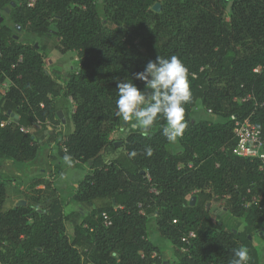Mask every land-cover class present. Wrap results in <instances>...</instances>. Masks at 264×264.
Listing matches in <instances>:
<instances>
[{
  "label": "trees",
  "instance_id": "16d2710c",
  "mask_svg": "<svg viewBox=\"0 0 264 264\" xmlns=\"http://www.w3.org/2000/svg\"><path fill=\"white\" fill-rule=\"evenodd\" d=\"M4 8L0 86L10 87L0 95V160L32 163L46 147L33 130L48 123L57 156L88 164L71 198L90 210L71 226L51 180L30 178L41 187V204L0 208V264H230L241 246L249 264H261L253 237L264 239V162L232 153L230 116L259 125L264 146V0H101L100 9L98 0H0ZM16 26L53 37L50 49L60 54H76L65 83L48 71L47 48L23 42ZM172 55L187 67L193 93L178 149L162 134L164 121L144 132L116 109L117 82L131 79L143 89L134 74ZM197 106L216 119L194 120ZM64 110L71 111V131L56 141ZM5 188L0 179V204ZM213 202L241 221L238 230L210 212ZM151 218L159 239L174 249L171 263L150 240Z\"/></svg>",
  "mask_w": 264,
  "mask_h": 264
},
{
  "label": "rangeland",
  "instance_id": "374dc122",
  "mask_svg": "<svg viewBox=\"0 0 264 264\" xmlns=\"http://www.w3.org/2000/svg\"><path fill=\"white\" fill-rule=\"evenodd\" d=\"M228 1V0H227ZM31 3L32 0H21V3ZM101 0H98V6L100 9ZM11 5H14L12 3ZM8 8L0 9V19L2 22L8 24ZM19 38L28 44L40 43V42H48L49 47H52L55 39L51 36L46 37L47 39L37 37L35 35H30L24 33L20 30L15 32ZM70 57L75 58L76 54L74 52H69L67 54H60L58 52L54 53L49 58L51 60H64L67 65H71V72H75L77 68V60H70ZM48 58V54H47ZM48 67V66H47ZM50 69L49 67L47 68ZM50 72V70H49ZM69 76H71L69 74ZM71 114V111H64V118L67 120V124L62 126L61 123L54 130L56 138H64L69 128L71 129L70 120L67 119ZM192 118L196 121L199 120H209L204 108L201 106H197L193 110ZM123 127H127V123H122ZM123 137L122 132H118L115 138V146L118 147L121 144V138ZM176 149L179 148V143H171ZM82 163L72 162L68 159L61 158L57 156V147L53 143L51 145L44 147L37 158L28 165H22L18 163L12 164L8 161L0 160V179L5 185L6 196L3 198L0 208L3 211L11 209L17 205L19 201L24 202L26 205L27 202L34 203L35 206L41 204L42 194L38 193L37 190L41 189V187L34 188L31 186V183H28V180L33 177L42 176L46 180H51L53 188L56 190L57 195L61 196V200L64 204L65 212L69 213L70 209H74V206L77 204L71 198V194L74 191V186L72 184L78 183L79 179L83 177L84 172L80 169L79 166ZM84 169H87V167ZM87 172V171H86ZM16 178H19L16 180ZM70 180V181H69ZM78 180V181H77ZM40 194V195H39ZM39 197V198H37ZM37 199V200H36ZM36 200V201H35ZM210 212L221 222L224 220L225 215H227V211L223 208L218 207L216 203H212L208 207ZM75 211V210H74ZM222 223V222H221ZM227 223V220H226ZM154 220L151 218L148 223V233L150 236V240L159 247L160 257L164 261L172 262L174 257V249L171 248L168 244L163 242L154 230ZM229 227L238 229V225L235 223H227ZM72 226V224H70ZM74 226V225H73ZM261 231H264V226H262ZM262 236V235H261ZM260 235L256 236L255 244L262 250L263 259L261 264H264V239Z\"/></svg>",
  "mask_w": 264,
  "mask_h": 264
},
{
  "label": "clouds",
  "instance_id": "9594fccd",
  "mask_svg": "<svg viewBox=\"0 0 264 264\" xmlns=\"http://www.w3.org/2000/svg\"><path fill=\"white\" fill-rule=\"evenodd\" d=\"M188 76L187 67L176 55L157 56L142 72L134 74L135 80L143 82V89L131 79L117 82V115L125 121H134L132 127L144 132L151 131L162 120L164 137L170 143H178L188 127L185 105L193 100ZM250 259L247 247L241 246L232 250L230 264H249Z\"/></svg>",
  "mask_w": 264,
  "mask_h": 264
},
{
  "label": "crops",
  "instance_id": "0c3cea01",
  "mask_svg": "<svg viewBox=\"0 0 264 264\" xmlns=\"http://www.w3.org/2000/svg\"><path fill=\"white\" fill-rule=\"evenodd\" d=\"M42 38L47 39L46 37H42ZM35 45H37V46L39 45L40 47L47 48L46 49V52L48 54L47 66L50 68L49 70L50 71L55 70V74L58 75L59 81L62 82V83H65L70 78L69 74L71 75V71H70L71 70V65H67V63L64 60H61V59L60 60H58V59L57 60H51L49 57L52 56L57 51L54 50V49H50L48 42L35 43ZM72 58L73 57H70V60H72ZM73 59L75 60V58H73ZM9 87H10L9 81H5L0 86V95L5 94V92L8 90ZM64 111H68V110H64ZM64 111H61V118L64 121L63 122L62 119H61V125L62 126L67 124V120H66V118H64ZM67 119L70 120V115L68 116ZM51 131H52V127L48 123H45L43 126L35 128V130H33V134H32L33 139L36 142H44L46 144V146H49V145H51V142L48 141V138H49V135H50ZM70 131H71V129L69 128V131H68L67 135L70 133ZM58 139L59 138H57L56 141ZM77 167H79L80 169H82L84 171V172H82L84 175L86 174V171H88V164L87 163H84V164L82 163V164H80ZM84 167L85 168L87 167V169H84ZM82 178L79 179V182L82 180ZM72 185L75 188L77 183H74ZM72 194H71V196H72ZM60 198H62V197L60 196ZM89 210H90L89 206L87 204H85V203H80V204H77L76 206H74V209H70V211H69V214L71 215L70 216V223L72 225H74V226L81 224L82 216L84 215V213L86 211H89ZM224 218H225L224 220H221V222L224 224V226H226L228 228H231V227H229V224H227V223H232L233 222V223L237 224L238 227L240 228L241 221L239 219L230 216L229 213H227V215H225ZM226 220H227V223H226ZM262 226H264V223L260 226V228ZM231 229H234V228H231ZM238 229H234V230H238ZM260 236H261V234H260ZM255 240H256V236L253 237L254 245H256V246L261 245V244H255Z\"/></svg>",
  "mask_w": 264,
  "mask_h": 264
},
{
  "label": "built area",
  "instance_id": "2783aa9c",
  "mask_svg": "<svg viewBox=\"0 0 264 264\" xmlns=\"http://www.w3.org/2000/svg\"><path fill=\"white\" fill-rule=\"evenodd\" d=\"M253 71L258 73L260 71V67L255 68ZM249 99H251V97L247 95L241 99H234V101L237 103H243ZM205 112L208 116V119H216V115L210 109H205ZM9 119H11V117ZM230 120L233 123L232 133L236 141V145L233 148L232 153L238 157L248 158L250 160L257 159L261 162H264V146L262 142L260 126L250 121V118L244 119L242 121L238 119L236 115L230 116ZM37 123L39 124V122ZM102 218L104 226H109L110 220L108 216L103 214ZM193 237L194 234L190 232L187 238L183 239V242L188 244V240ZM182 251H186V248H182Z\"/></svg>",
  "mask_w": 264,
  "mask_h": 264
},
{
  "label": "water",
  "instance_id": "95a60500",
  "mask_svg": "<svg viewBox=\"0 0 264 264\" xmlns=\"http://www.w3.org/2000/svg\"><path fill=\"white\" fill-rule=\"evenodd\" d=\"M230 6H231V2L228 3V5H227V7H226V11H229ZM153 10H155V11H159V5H155V6L153 7ZM0 21H1V19H0ZM16 29L19 30V26H16ZM35 46L37 47V45H35ZM11 117H13V118L15 119V121L17 120V116H13V115H11ZM58 117H59L60 119H62V118H61V112H58ZM62 121H63V119H62ZM63 122H64V121H63ZM124 123H125V122H123V124H124ZM193 201H194V198H191V204L193 203ZM24 204H25L24 202L19 201V202L17 203L16 206H20V205H24ZM208 206H209V205H208Z\"/></svg>",
  "mask_w": 264,
  "mask_h": 264
},
{
  "label": "bare ground",
  "instance_id": "6f19581e",
  "mask_svg": "<svg viewBox=\"0 0 264 264\" xmlns=\"http://www.w3.org/2000/svg\"><path fill=\"white\" fill-rule=\"evenodd\" d=\"M111 160V159H110Z\"/></svg>",
  "mask_w": 264,
  "mask_h": 264
}]
</instances>
